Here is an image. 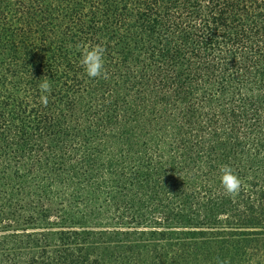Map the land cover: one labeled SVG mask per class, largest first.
Returning a JSON list of instances; mask_svg holds the SVG:
<instances>
[{
  "label": "trees",
  "instance_id": "obj_1",
  "mask_svg": "<svg viewBox=\"0 0 264 264\" xmlns=\"http://www.w3.org/2000/svg\"><path fill=\"white\" fill-rule=\"evenodd\" d=\"M0 264H264V0H0Z\"/></svg>",
  "mask_w": 264,
  "mask_h": 264
},
{
  "label": "clouds",
  "instance_id": "obj_2",
  "mask_svg": "<svg viewBox=\"0 0 264 264\" xmlns=\"http://www.w3.org/2000/svg\"><path fill=\"white\" fill-rule=\"evenodd\" d=\"M80 52L79 64L84 73L90 79H109V72L105 67V52L106 48L103 43H82L76 45ZM40 95V103L47 107L49 103V96L52 93V85L47 76L41 78L38 85ZM221 176V186L224 193L230 198H235L239 195L242 187V181L238 174L230 165H222L219 169Z\"/></svg>",
  "mask_w": 264,
  "mask_h": 264
}]
</instances>
